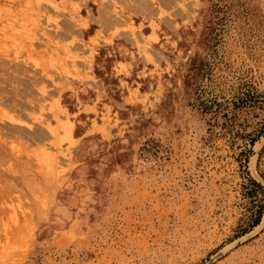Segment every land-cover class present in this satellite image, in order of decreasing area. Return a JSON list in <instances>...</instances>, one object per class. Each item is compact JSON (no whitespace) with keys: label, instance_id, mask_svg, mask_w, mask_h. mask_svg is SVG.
I'll return each mask as SVG.
<instances>
[{"label":"rangeland","instance_id":"374dc122","mask_svg":"<svg viewBox=\"0 0 264 264\" xmlns=\"http://www.w3.org/2000/svg\"><path fill=\"white\" fill-rule=\"evenodd\" d=\"M0 264H264V0H0Z\"/></svg>","mask_w":264,"mask_h":264},{"label":"trees","instance_id":"16d2710c","mask_svg":"<svg viewBox=\"0 0 264 264\" xmlns=\"http://www.w3.org/2000/svg\"><path fill=\"white\" fill-rule=\"evenodd\" d=\"M252 185H253V186H256V187H261V186H260V183H259V182L257 183V182H255L254 180H252Z\"/></svg>","mask_w":264,"mask_h":264}]
</instances>
